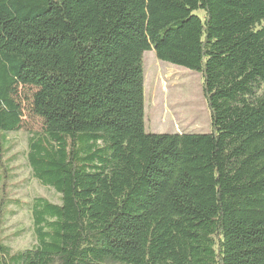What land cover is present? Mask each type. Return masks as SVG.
I'll use <instances>...</instances> for the list:
<instances>
[{
    "label": "trees",
    "instance_id": "16d2710c",
    "mask_svg": "<svg viewBox=\"0 0 264 264\" xmlns=\"http://www.w3.org/2000/svg\"><path fill=\"white\" fill-rule=\"evenodd\" d=\"M148 51L201 76L210 133L145 132ZM23 88L59 203L33 200L36 245L12 254ZM0 264H264V0H0Z\"/></svg>",
    "mask_w": 264,
    "mask_h": 264
},
{
    "label": "rangeland",
    "instance_id": "374dc122",
    "mask_svg": "<svg viewBox=\"0 0 264 264\" xmlns=\"http://www.w3.org/2000/svg\"><path fill=\"white\" fill-rule=\"evenodd\" d=\"M202 15V13H199ZM144 73V130L153 134H208L210 116L201 89V76L185 68L156 58L153 51L143 54ZM23 118L20 129L6 134L7 152L11 169L7 196L10 203L6 209L2 227L4 244L12 254L33 248L36 245L30 213L35 198H44L59 203V195L51 188L41 186L33 179L27 163L28 139L41 133L40 119L31 113L33 90L21 91Z\"/></svg>",
    "mask_w": 264,
    "mask_h": 264
}]
</instances>
